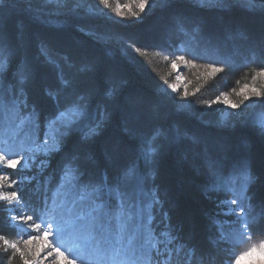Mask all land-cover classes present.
<instances>
[{"label": "snow or ice", "instance_id": "snow-or-ice-1", "mask_svg": "<svg viewBox=\"0 0 264 264\" xmlns=\"http://www.w3.org/2000/svg\"><path fill=\"white\" fill-rule=\"evenodd\" d=\"M6 2L8 0H0V10ZM108 2L99 0L101 5H107ZM40 3L55 6V10L49 13L55 19H46L45 22L58 29L64 25L60 17L75 12L83 0H40ZM148 3L149 0H139V11L132 12V17L139 18ZM69 4L73 7H68ZM243 4L249 11L264 14V0H243ZM117 15L122 16L119 9ZM36 18H40L39 14ZM122 19L126 17L122 16ZM187 23L184 17L178 16L174 18L173 26L182 32ZM193 36L194 42L181 54L172 51L164 56L165 60L172 57V69H177L178 64L182 63L193 69L203 67L205 77H215L231 68L227 61H210L204 65L196 63L206 59L203 53L196 50L205 38L199 26ZM207 43H212L210 38H207ZM135 51L142 56L147 55L139 47ZM260 51L264 55V41L261 42ZM17 53L18 48L0 32V80ZM40 55L56 70L60 81V87L55 92L46 91V95L59 104V97L68 94L70 101L61 104L60 109L53 114L44 132L42 145L27 148L24 155L14 152L12 145L0 146V264H14L15 261L19 264H44L46 260L49 264H137L140 255H150L160 242L152 227L153 213L159 207L163 217L168 219L167 213H163L164 205L167 204L169 209L173 205L161 194L156 180L165 154L173 148L179 149L187 138L186 134L179 129L165 130L150 124L154 114L143 111L136 104L123 102L122 82L113 76L100 75L94 61L84 63L78 69V72L90 77L86 89L82 91L74 79L65 76L63 66L43 40L40 42ZM65 63H68L67 58ZM217 63L222 66H216ZM35 72L36 69L28 61H22L17 67L15 75L20 86L18 95L13 94L11 88L6 92L0 84V112L7 111L15 120H19L18 125L13 121L17 133L23 130L25 121L32 130L41 127L38 121H42V115L35 107L27 116L21 115L22 108L28 109L24 89L35 78ZM256 77H264V65L255 72L253 79ZM165 86L173 92L177 91L167 81L161 87ZM250 91L251 96L248 91L242 90V99L238 103L231 102L227 96L223 103L231 109H240L252 97L264 103V92L255 88ZM190 97H196V92L190 93L185 88L182 98L189 100ZM219 100L220 97H217L216 101H205L204 104L211 108ZM193 102L189 100V104ZM113 121L118 126V132L107 136L105 134ZM253 123L264 136V117L255 119ZM69 138H74L77 143V153L71 155L64 152ZM101 138L103 143L100 144V154L111 171L85 179L87 170L96 166L97 153L93 145ZM192 139L194 144L200 143ZM207 151L205 148L203 156L208 180L202 185V190L206 194L223 192L231 196L219 202L218 207L227 205L228 211L222 209L218 215L234 216L235 220L231 223L238 226L241 234L264 225V192L251 191L257 178L251 172L250 160L243 157L235 161L230 172L225 175L221 160L209 157ZM41 153L64 155V183L51 195L46 190L38 202L33 203L25 198L21 187L26 178L14 179L6 170H16L18 166L28 167L27 161L37 159ZM44 164L45 161L40 160L37 167L43 168ZM64 189H70L75 197L59 199ZM39 190L38 183L36 191ZM22 208L28 211L22 212ZM209 219L221 233L220 238L227 239L228 236L224 235L225 221L211 216ZM172 230L169 227V231ZM10 235H20L21 239H10ZM25 236L27 238H23ZM176 239L175 236L171 237V240ZM260 248L264 249V243L260 244ZM167 251L171 258V250ZM160 254L157 249V255ZM188 257L192 259L191 252ZM201 264H204L203 259Z\"/></svg>", "mask_w": 264, "mask_h": 264}, {"label": "trees", "instance_id": "trees-1", "mask_svg": "<svg viewBox=\"0 0 264 264\" xmlns=\"http://www.w3.org/2000/svg\"><path fill=\"white\" fill-rule=\"evenodd\" d=\"M181 1L183 3V0ZM7 3H9L7 9L11 10V14L6 18L1 17L0 22H3L6 31L10 34V40L18 48L11 71L14 72V80H17L15 73L20 63L25 61L26 53L36 55L37 61L34 65L36 72L33 79L36 81L29 83L24 91L29 101L28 104L33 105L41 113L42 122L45 123L49 120L51 112L56 113L60 109V104L46 95V91L55 92L60 87V81L56 70L47 64L40 55V42L42 40L47 42L52 55L63 66L65 76L74 79L82 91L86 89L90 77L78 72V69L82 64L94 61L100 75L113 76L122 82L123 102L136 104L145 112H156L155 120L158 121V124L162 120V110L164 109L162 105H158V100L163 98L170 106L175 100H179V97L173 99V97H167L164 93L158 92L164 81H167L168 84L173 81L172 71L169 64L163 62V49L159 46H165L166 35L171 32L172 28L174 29L172 22L176 11L173 10L167 14L166 11L156 9L144 15L139 22L123 23L118 20L109 22L101 17L91 23H71L69 26L57 29L44 24L41 25L26 12L47 8L40 3V0H31V2L28 0H8ZM92 4L100 11L105 12L103 8L106 5H101L99 0H92ZM68 7L71 5L69 4ZM230 15L231 22L226 25L239 27L241 31L249 35L251 40L261 39L264 41L263 18H259L258 21H250L249 17L237 16L235 12ZM160 22L162 25L159 24ZM91 24L97 25V33L93 31ZM99 25H104V29H101ZM222 28L224 26L213 23L210 27L201 29L203 37L205 39L210 38L214 42L211 36H206L204 33L207 31V33L215 34ZM193 31L194 28L191 32L193 33ZM174 32L178 37V33L175 30ZM222 33H225V29ZM103 37L104 41H100ZM172 42L174 43L173 40ZM214 43L216 44V42ZM137 47L146 51L147 55L142 56L137 53L135 51ZM174 50L177 49L172 48L169 51ZM214 50L215 48L211 46L206 51L214 53ZM198 52L205 53L203 50ZM65 58H67L68 63H65ZM263 60L264 55L261 54V51H255L254 57L245 63L247 66H251L252 62L259 64ZM246 65L242 63L241 66L237 67L236 63H231L230 69L236 70L239 78L244 79L248 76ZM213 81H215L213 78H207L202 82L198 81L200 85L198 96L193 98V103L186 104L188 106L187 111L192 117L198 116L204 120L212 119V112L207 111L203 104L205 101L218 97L226 83H216V81L213 83ZM193 89L195 90V88ZM61 97L67 98L65 94H62L59 101ZM67 100L70 101L68 98ZM174 105L179 106V104ZM173 110L176 111L175 108ZM173 116L172 121L178 126L177 128L181 133H189L185 129L191 131L190 120L180 115ZM117 132L118 126L113 121L105 135L112 136ZM237 133L240 135L235 138V142L240 148V154L250 160L251 172L257 178L253 192H264V136L255 126L240 128ZM68 141L65 149H72V154L77 153L76 140L71 143L69 138ZM191 141L185 139L179 149L173 148L165 154L162 160L156 183L160 191L165 192L163 195L173 205L169 209V206L165 204L163 213H167V225L173 229L170 232L177 237L176 242H180V247L183 249L193 248L196 251V255H192L190 264H201V257H203L204 264H224L225 256L220 254V249L213 250L214 247L210 241L213 228L209 217L218 215V202L214 200V193L208 195L200 190L205 181L204 177L192 169L188 163L193 144ZM102 143V138L97 140L93 149L97 153V160L104 162L105 160L100 154V144ZM93 168L95 167H91L87 171L93 170ZM106 168L111 170L108 166ZM257 202H259L258 197ZM252 232L255 233L253 234L255 238L263 239L264 225L253 228ZM11 236L13 235L9 237ZM182 248L181 251L183 252ZM14 264H19V262Z\"/></svg>", "mask_w": 264, "mask_h": 264}, {"label": "rangeland", "instance_id": "rangeland-1", "mask_svg": "<svg viewBox=\"0 0 264 264\" xmlns=\"http://www.w3.org/2000/svg\"><path fill=\"white\" fill-rule=\"evenodd\" d=\"M138 2L139 0H109L108 4L103 8L105 9V12H102L97 9V7H94L92 0H83L80 8H78L75 12L67 13L65 16L60 17V19L64 21L63 26H69L71 23H91L93 20L101 17H104L103 19L109 22L118 20L119 22L123 23H131L135 21H141L144 15L150 11L153 12V10L156 9L158 11H166L167 14H170L174 10L176 11L174 12L175 18L178 16L184 17L188 23L185 25L182 32L174 27V29L172 28L171 32L166 35V42L164 44L165 46H159V48L163 49V53H161L164 56L169 55V53L172 52L169 50L172 48L177 49L174 50L177 55L181 54L183 51L182 48L186 49L190 43L194 42L195 38L191 32L192 28H194V31L197 29V26H199L200 29H204L210 27L213 23L224 26V28L220 29L218 33L215 34L207 33V31L204 33L206 36H211L216 44L213 41L211 44H209L207 43V39H205L196 50H203V52H205L203 54L205 55L206 59L196 61V63L204 65L210 61L223 62L226 60L230 64L236 63L238 67L239 65L241 66L242 63L243 65H246L245 61L251 60L254 57L255 51H260L261 42L263 40H251L249 39V35H246L244 31H241L239 27L226 25L231 22L229 17H231L230 14L232 12H235L237 16L243 15L249 17L251 19L250 21H258L259 18L264 19V14L260 12L249 11L248 8L244 6L243 0H202L200 3H197L196 0H183V3L181 0H149L145 11L140 13L139 18L132 17V12L139 11L137 8ZM8 5L9 3L6 2L3 9L0 10V21L1 17L6 18L9 16V14H11V10L7 9ZM70 5L73 7L72 4ZM118 9L122 16L126 17V19H122L121 15H117ZM54 10L55 6L53 5L47 6V8H44V10L41 9L26 12L41 25L44 24L50 26L45 21L46 19H55V17L49 16V13ZM38 14L40 16L39 19L36 18ZM173 17L174 16L172 15V18ZM159 24L162 25L161 22ZM91 25L93 31L97 33V25ZM103 26L104 25L100 26V28L104 29ZM224 29L225 33H222ZM174 30L178 33V37L175 35ZM0 32H3L5 38L12 43L10 40V34L8 31H6L3 22H0ZM128 38L130 39L129 36ZM100 41H104V37L103 39H100ZM210 45L215 48L214 53L206 51L207 49L211 48ZM167 47L169 49H166ZM221 54H224L227 58ZM171 59V56L169 60H165L163 58V62L169 64V68L171 69L173 75V81L169 84L174 85L177 91L173 92L171 88H166L165 86L160 87L161 89L158 92L164 93L167 97L171 98L179 97V100H175L171 106L166 103L163 98L158 100V105H162V107H164L162 110L163 117L159 124L158 121L155 120L156 112L147 113L154 114L150 123L154 124L157 122L156 125L161 126L165 130L178 129V126L172 121L174 119L173 115H180L186 117L187 120H190L189 125H191V131L190 129H185L189 132L186 134V139H189L190 141L192 140L191 142L193 143L192 138H195L199 140L200 143L192 144L188 163L192 166V169L204 177V183H206L208 176L206 174L207 169L204 166L203 156L205 148L208 150L207 155L209 157L218 158L221 160L224 173L227 175L230 172L234 162L243 158L239 151L240 148L235 142V138L239 137L240 135V133H237V131L239 132L240 128L254 127L255 125L253 121L259 117H264V103L256 101L255 97L245 101V104L241 105L240 109H231L228 105L223 103L225 96H227L231 102L238 103L242 99V95H240L242 90L248 91L249 96L252 95L250 91L252 88L264 92V77H256L253 79L258 68L264 65V60L259 64H254L252 62L251 66L246 65V72L248 71V76H246L244 79H240L237 75L238 72L234 69H226L224 73H218L215 77H205V69L203 67L193 69L183 65L182 63L178 64L177 69L174 70L171 67ZM13 60L8 66L7 70L4 72V76L3 79L0 80V84L3 85L6 92L9 88H11L13 94L18 95L20 88L18 79L14 80V72L11 71ZM25 61H28L34 67L37 57L35 54L26 53ZM219 64L220 63H217L216 66L221 65ZM198 76L201 78L198 79ZM207 78H213L216 83L226 82L223 85V91H221L218 95V97H220L218 102L214 103L211 108H208L205 104H203L205 105V109L207 111L212 112L211 120H204L198 116L192 117L190 112L187 111L188 106L186 104H189V100H193V97H190L189 100L182 98V93L185 88H187L190 93L195 91L197 97L200 92V85L198 81L202 82ZM33 81H36V79ZM162 85L163 84H161V86ZM193 88H195V90ZM65 97L70 99L68 94H65ZM67 98L61 97L59 104H68L69 102ZM216 98L211 99L210 101H216ZM26 103H29L28 98ZM174 104H179V106H175ZM182 105H184V107H181ZM245 105L247 107H245ZM32 108L33 105L28 104L27 110H24L23 108L21 109V115L27 116L28 112H30ZM174 108L177 112L173 110ZM53 114L54 113L51 112L49 120H47L45 123L38 121L41 123V127L35 130H32L28 122L25 121L23 130L17 133V129L13 127V121L15 120V117L7 111L0 112V146L12 145L14 152L24 155L27 148L42 145L44 143V132L47 131V124L53 119ZM15 123L18 125L19 120H15ZM255 127L258 129L257 126ZM73 140L75 139L70 138L71 143H73ZM49 142H51L50 138ZM72 151V149L69 150L65 149L64 147L65 153L71 155L73 153ZM28 155L31 154L29 153ZM40 160L45 161L43 168L37 167V165L40 163ZM104 162L97 160L95 168L86 172L85 179L104 174L105 172H110L111 170L106 168L107 163ZM27 164L28 167L18 166L16 170L9 169L6 171L11 173L14 179L26 178L23 179L21 187L24 191L25 198L30 202H38V199L46 190L49 191V195L55 193L57 187L64 183L63 169L65 165L63 154L51 153L45 155L41 153L38 154L37 159H29ZM38 183L40 186L39 192L36 191ZM200 190H202V186ZM253 190L254 185L251 188L252 192ZM5 191H8V189H5ZM202 192L206 194L203 190ZM211 193H214V200L217 201L218 204L222 200L231 198L230 194L226 195L223 192ZM211 193L207 194L209 195ZM161 194L163 195L165 192H161ZM65 196L74 198L75 193L70 189H64L61 191L58 198L63 199ZM218 204V214L222 209L223 211H228L227 205H221L218 207ZM231 207L234 208L235 205H232ZM21 211L27 212L28 209L22 208ZM153 215L154 219L152 221V227L155 229V234L160 242L156 244V248L152 250L150 255H140L137 264H165V262L166 264H190L188 253L191 252L192 255H196V251H194L193 248L183 249L180 247V242L171 240L173 235L169 231L167 219L163 217L159 207L156 209V211H154ZM215 217H217L219 220L225 221L224 235L228 236V238L221 239V233L218 232L216 227L212 224L211 227L213 228V231L210 235V241L214 247L213 250L217 251V249H220V254H223V257L225 256L223 259L224 264H264V249L260 248V244L264 243V238H255L252 231L248 232L247 234H241V232L238 230V226L231 223L233 220H235V217L232 215L225 216L216 214ZM165 232H167L168 235H161V233ZM9 238L20 240L21 236L13 235ZM23 238L27 237L25 236ZM181 248L183 252L181 251ZM157 249L160 251V255H157ZM166 249L171 250V258H169L168 251ZM250 249L254 250L249 251ZM246 252L248 254L244 255ZM201 259H203V257H201ZM44 264H49V262L46 260Z\"/></svg>", "mask_w": 264, "mask_h": 264}]
</instances>
